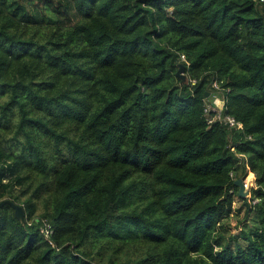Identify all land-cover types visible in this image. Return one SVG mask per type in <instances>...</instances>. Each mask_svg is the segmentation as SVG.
Returning <instances> with one entry per match:
<instances>
[{"label":"trees","instance_id":"1","mask_svg":"<svg viewBox=\"0 0 264 264\" xmlns=\"http://www.w3.org/2000/svg\"><path fill=\"white\" fill-rule=\"evenodd\" d=\"M6 199L0 264H264V0H0Z\"/></svg>","mask_w":264,"mask_h":264},{"label":"water","instance_id":"2","mask_svg":"<svg viewBox=\"0 0 264 264\" xmlns=\"http://www.w3.org/2000/svg\"><path fill=\"white\" fill-rule=\"evenodd\" d=\"M185 71V65L184 64H180L179 65V70L177 72V75L182 77L183 80L186 79V75L184 74ZM235 185L239 187V195L243 198H246L249 194H250V188H248L247 184H246V179L245 178H238L235 181ZM13 204L14 208H15V213L16 216L23 222L25 223V211L23 209V206L20 204H15L13 203L11 200H2L0 201V218L2 217V208L7 204Z\"/></svg>","mask_w":264,"mask_h":264},{"label":"built area","instance_id":"3","mask_svg":"<svg viewBox=\"0 0 264 264\" xmlns=\"http://www.w3.org/2000/svg\"><path fill=\"white\" fill-rule=\"evenodd\" d=\"M208 107H209L210 110H213L214 112L215 111L217 112V118L222 119V121L228 123L230 126H234V127H237V128H242V124L240 122H237L234 117H232V116H226V117L222 116L221 117L222 108L219 105H217L214 108H211V105H209ZM47 232H48V230H47Z\"/></svg>","mask_w":264,"mask_h":264},{"label":"rangeland","instance_id":"4","mask_svg":"<svg viewBox=\"0 0 264 264\" xmlns=\"http://www.w3.org/2000/svg\"><path fill=\"white\" fill-rule=\"evenodd\" d=\"M213 98H214V100H217L218 99L217 96H213ZM218 104H219V101H218ZM249 176H250V174L248 175V177ZM248 177L246 178V184H247L248 188H250V191H251V188L254 185V179H253L254 177H252L250 179H248ZM240 204H241V202H235V207L237 208ZM233 228H234V232L238 230L237 229L238 226H236V225Z\"/></svg>","mask_w":264,"mask_h":264},{"label":"bare ground","instance_id":"5","mask_svg":"<svg viewBox=\"0 0 264 264\" xmlns=\"http://www.w3.org/2000/svg\"><path fill=\"white\" fill-rule=\"evenodd\" d=\"M248 179H250V176L248 177Z\"/></svg>","mask_w":264,"mask_h":264}]
</instances>
